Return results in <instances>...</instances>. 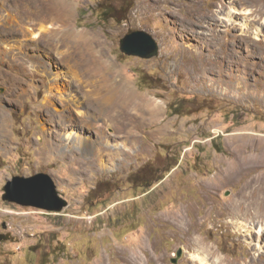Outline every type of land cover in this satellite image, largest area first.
Instances as JSON below:
<instances>
[{
    "label": "rangeland",
    "instance_id": "obj_1",
    "mask_svg": "<svg viewBox=\"0 0 264 264\" xmlns=\"http://www.w3.org/2000/svg\"><path fill=\"white\" fill-rule=\"evenodd\" d=\"M35 1L0 0V264H264V0ZM40 171L66 207L3 199Z\"/></svg>",
    "mask_w": 264,
    "mask_h": 264
},
{
    "label": "water",
    "instance_id": "obj_2",
    "mask_svg": "<svg viewBox=\"0 0 264 264\" xmlns=\"http://www.w3.org/2000/svg\"><path fill=\"white\" fill-rule=\"evenodd\" d=\"M120 49L127 55L151 58L159 53L157 40L146 30H133L120 40ZM2 91V89H0ZM3 199L23 206H33L47 211H60L68 201L60 195L51 175L40 171L30 176H13L3 187ZM9 233H0V242L8 240ZM180 247L171 257L173 264H178L183 256Z\"/></svg>",
    "mask_w": 264,
    "mask_h": 264
},
{
    "label": "bare ground",
    "instance_id": "obj_3",
    "mask_svg": "<svg viewBox=\"0 0 264 264\" xmlns=\"http://www.w3.org/2000/svg\"><path fill=\"white\" fill-rule=\"evenodd\" d=\"M32 4L34 5V7H38L39 9H40V11H42V12H45V13H49L50 11H52V10H55L56 9V6H55V4H54V2H52L51 0H36L34 3L32 2ZM36 5V6H35ZM83 56H84V52H77V56L76 57H80L81 58V61H82V59H83ZM76 57H73L74 59H76ZM86 59V58H85ZM86 62H87V59H86ZM80 66H82V63L80 62ZM117 89L118 90H115V91H112V93H111V95H110V97H109V101H111V103H115V105H116V108H117V110H121L123 113H124V115H131V112H129L128 111V109H126V103L129 101V100H131L132 102H136L137 103V101L135 100V96H130L129 95V99L128 100H124L123 98H120V96L118 95L119 93H121L120 92V88H119V85H117ZM132 98V99H131ZM99 98H97V99H95V101H94V104L96 105V106H102V103H100V101L98 100ZM148 103H149V101L146 103L147 105H148ZM138 104V103H137ZM150 105V104H149ZM99 106V107H100ZM103 106H104V104H103ZM141 109H142V113L143 114H145L144 115V117H146V115L148 114L150 117H148V118H150V119H152V118H157V116H158V114H159V112H158V110L156 109V108H146V106H144V105H142L141 106ZM127 111L129 112V113H127ZM132 116H134V115H132ZM135 117V116H134ZM68 137H70V136H68ZM244 138V137H243ZM252 144V145H251ZM251 146L253 147V149H256L255 147L256 146H259V147H262V149H261V152H263V146H264V141L263 140H259V139H251ZM244 146V145H243ZM241 153V152H240ZM242 158V157H241ZM257 158V157H256ZM241 160V159H240ZM260 187H262V186H260ZM177 213H178V215H180V216H184L185 215V213H184V211L182 210V209H179L178 211H177ZM200 241V240H199ZM201 242V241H200ZM202 243V242H201ZM202 246V248L204 249H206L207 251H211L207 246H204V244L203 245H201ZM207 247V248H206ZM204 251V250H203ZM119 256L120 257H122V255L121 254H119ZM124 259V258H123ZM122 262H123V260H122ZM103 264V263H102ZM124 264H125V262H124Z\"/></svg>",
    "mask_w": 264,
    "mask_h": 264
},
{
    "label": "trees",
    "instance_id": "obj_4",
    "mask_svg": "<svg viewBox=\"0 0 264 264\" xmlns=\"http://www.w3.org/2000/svg\"><path fill=\"white\" fill-rule=\"evenodd\" d=\"M98 9L101 11V17L105 20L108 18L109 16V10H108V6L106 5L105 2H102L99 4Z\"/></svg>",
    "mask_w": 264,
    "mask_h": 264
},
{
    "label": "flooded vegetation",
    "instance_id": "obj_5",
    "mask_svg": "<svg viewBox=\"0 0 264 264\" xmlns=\"http://www.w3.org/2000/svg\"><path fill=\"white\" fill-rule=\"evenodd\" d=\"M4 227H6V225H3Z\"/></svg>",
    "mask_w": 264,
    "mask_h": 264
}]
</instances>
